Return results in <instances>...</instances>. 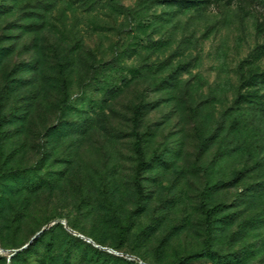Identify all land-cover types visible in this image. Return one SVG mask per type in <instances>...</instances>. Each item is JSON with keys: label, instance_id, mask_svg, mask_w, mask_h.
<instances>
[{"label": "rangeland", "instance_id": "obj_1", "mask_svg": "<svg viewBox=\"0 0 264 264\" xmlns=\"http://www.w3.org/2000/svg\"><path fill=\"white\" fill-rule=\"evenodd\" d=\"M0 166V264H264V0H0Z\"/></svg>", "mask_w": 264, "mask_h": 264}, {"label": "water", "instance_id": "obj_2", "mask_svg": "<svg viewBox=\"0 0 264 264\" xmlns=\"http://www.w3.org/2000/svg\"><path fill=\"white\" fill-rule=\"evenodd\" d=\"M51 224H52L51 222H47V223H45V224L43 225L42 228H40L37 232H35V233L31 236V238L28 240V242H27L26 244H24V245L21 246L20 248H16L15 251H17V250H19V249H21V248L27 246V245H28L33 239H35V238H36V237H37V236H38L43 230L47 229ZM69 230H71L72 232H76V231H74V230L71 229V228H69ZM89 239H90V238H89ZM90 240H91V239H90ZM0 251L4 252L5 249L0 248ZM117 253H120V252H117ZM120 254H122V253H120ZM125 256H127V257H129V258H133V259H135V260H139V261L141 262V264H148V263H145V262L141 261V260H140L137 256H135V255L125 254Z\"/></svg>", "mask_w": 264, "mask_h": 264}, {"label": "trees", "instance_id": "obj_3", "mask_svg": "<svg viewBox=\"0 0 264 264\" xmlns=\"http://www.w3.org/2000/svg\"><path fill=\"white\" fill-rule=\"evenodd\" d=\"M10 169H11V167H8V168L5 167V168H3V167L0 166V174H3L4 172H8ZM33 240H34V239H33ZM29 244H30V243H29ZM29 244H28V245H29Z\"/></svg>", "mask_w": 264, "mask_h": 264}, {"label": "bare ground", "instance_id": "obj_4", "mask_svg": "<svg viewBox=\"0 0 264 264\" xmlns=\"http://www.w3.org/2000/svg\"><path fill=\"white\" fill-rule=\"evenodd\" d=\"M0 252H2V251H0ZM130 259H133V258H130Z\"/></svg>", "mask_w": 264, "mask_h": 264}]
</instances>
